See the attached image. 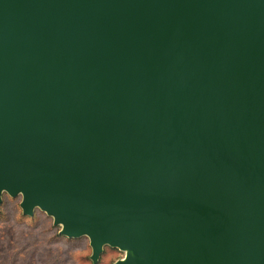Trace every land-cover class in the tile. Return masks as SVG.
Masks as SVG:
<instances>
[{
    "label": "water",
    "instance_id": "obj_1",
    "mask_svg": "<svg viewBox=\"0 0 264 264\" xmlns=\"http://www.w3.org/2000/svg\"><path fill=\"white\" fill-rule=\"evenodd\" d=\"M96 264H264V0H0V205Z\"/></svg>",
    "mask_w": 264,
    "mask_h": 264
},
{
    "label": "rangeland",
    "instance_id": "obj_2",
    "mask_svg": "<svg viewBox=\"0 0 264 264\" xmlns=\"http://www.w3.org/2000/svg\"><path fill=\"white\" fill-rule=\"evenodd\" d=\"M21 196L4 193L0 207V264H93L86 237L69 239L59 234L51 217L39 209L22 215ZM128 253L104 246L97 264H116Z\"/></svg>",
    "mask_w": 264,
    "mask_h": 264
},
{
    "label": "trees",
    "instance_id": "obj_3",
    "mask_svg": "<svg viewBox=\"0 0 264 264\" xmlns=\"http://www.w3.org/2000/svg\"><path fill=\"white\" fill-rule=\"evenodd\" d=\"M3 197H4V194H2V199H3ZM2 204V203H1ZM0 207H1V205H0ZM35 211V210H34ZM34 211H33V214H34ZM33 214H32V216H33ZM32 216H28V217H32ZM61 230V229H60ZM59 234H60V231H59ZM90 258V257H89ZM97 264V263H96Z\"/></svg>",
    "mask_w": 264,
    "mask_h": 264
}]
</instances>
